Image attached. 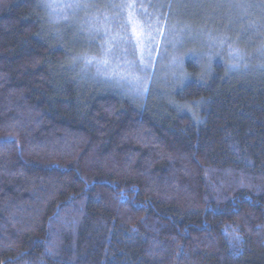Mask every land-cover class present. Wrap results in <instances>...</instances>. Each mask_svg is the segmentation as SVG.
Instances as JSON below:
<instances>
[{
  "label": "trees",
  "instance_id": "16d2710c",
  "mask_svg": "<svg viewBox=\"0 0 264 264\" xmlns=\"http://www.w3.org/2000/svg\"><path fill=\"white\" fill-rule=\"evenodd\" d=\"M229 4L165 0L213 43L139 96L83 77L46 1L0 0V264H264V17Z\"/></svg>",
  "mask_w": 264,
  "mask_h": 264
},
{
  "label": "rangeland",
  "instance_id": "374dc122",
  "mask_svg": "<svg viewBox=\"0 0 264 264\" xmlns=\"http://www.w3.org/2000/svg\"><path fill=\"white\" fill-rule=\"evenodd\" d=\"M44 1L50 24L56 25V30L62 32L66 27L75 29L84 33L89 40L90 52L77 58L85 79L122 87L139 96L153 79L160 85L169 76L175 75L176 69L180 71V67L176 66L181 63L180 54L187 47L196 48V45L213 43L212 38L209 40L190 31L194 27L193 23L192 27L187 22L179 26L170 20L164 12L165 0ZM231 2L227 7L240 14V23L247 22L251 9L264 17V0ZM120 5L124 7H117ZM130 14L137 32L141 33L139 41L132 34V24L128 23ZM105 17L108 19L105 20ZM101 25L108 27L109 36L125 37L127 42L121 40L115 44L112 52L106 54L109 36L94 31ZM103 61L107 63L104 64Z\"/></svg>",
  "mask_w": 264,
  "mask_h": 264
},
{
  "label": "snow or ice",
  "instance_id": "6c2138e0",
  "mask_svg": "<svg viewBox=\"0 0 264 264\" xmlns=\"http://www.w3.org/2000/svg\"><path fill=\"white\" fill-rule=\"evenodd\" d=\"M117 7L122 8L124 7V5H120ZM128 7H134V5H128ZM107 19L108 18L105 17V20ZM128 23L132 24V34L135 35L137 37V41H139L141 33L137 32V27H136L135 22L132 20L131 14L129 15ZM94 31H96L97 34H103L105 36H109V29L105 25H101V27L94 29ZM121 40H124V42H127L125 37L118 38L117 36H109V39L106 41V44H107V46L105 47L106 54L112 52L115 44L120 43ZM102 63L106 64L107 61H103ZM141 63H143V61H141Z\"/></svg>",
  "mask_w": 264,
  "mask_h": 264
}]
</instances>
